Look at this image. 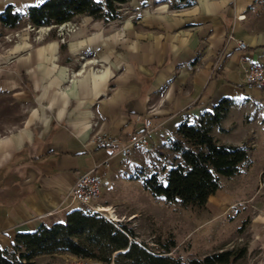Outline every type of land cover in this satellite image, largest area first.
<instances>
[{"label":"crops","instance_id":"0c3cea01","mask_svg":"<svg viewBox=\"0 0 264 264\" xmlns=\"http://www.w3.org/2000/svg\"><path fill=\"white\" fill-rule=\"evenodd\" d=\"M40 3L0 0V13L7 7L24 12V5ZM176 5L130 0L117 19L80 16L64 23L73 29L63 37L53 25L28 30L25 17L14 29L0 25V112L11 104L22 111L18 122L0 131V249L9 248L16 234L63 222L80 208H74L70 191L95 167L101 190L94 203L115 208L117 218L132 215L101 197L107 184L127 172L126 158L92 143L91 122H97L95 130L125 141L149 119L146 148L158 154L170 151L180 123L210 111L221 99H230L232 108L264 96L258 87H247L241 73V57L264 66V0ZM238 40L246 50L238 49ZM220 127L211 131L218 143L214 132H228ZM213 196L205 207L216 214L231 205L220 201L210 208ZM74 258L39 255L34 264H70Z\"/></svg>","mask_w":264,"mask_h":264},{"label":"trees","instance_id":"16d2710c","mask_svg":"<svg viewBox=\"0 0 264 264\" xmlns=\"http://www.w3.org/2000/svg\"><path fill=\"white\" fill-rule=\"evenodd\" d=\"M128 1L44 0L24 12L5 8L0 13V25L14 29L24 17L33 27L58 26L80 16L108 22L120 17V7ZM174 1L176 8L190 7L194 3V0ZM232 104L230 99L223 98L210 111L178 125L176 137L169 146L177 156L169 165L165 182L156 172L143 180L152 195L169 202L178 201L185 207H204L218 190L219 177L238 173L247 160L246 148L218 143L211 135L214 128L221 129V121ZM242 231L243 227L239 232ZM135 238L134 231L125 224L77 208L69 211L63 222L16 234L9 248L0 249V264H34L36 256L58 253L103 264H235L247 254V244H243L220 248L198 258L182 259L169 255L175 245L156 252L136 242Z\"/></svg>","mask_w":264,"mask_h":264},{"label":"rangeland","instance_id":"374dc122","mask_svg":"<svg viewBox=\"0 0 264 264\" xmlns=\"http://www.w3.org/2000/svg\"><path fill=\"white\" fill-rule=\"evenodd\" d=\"M254 99L247 104L237 102L230 109L221 123L227 133L214 132L222 144L243 146L247 151V160L238 173L219 177V188L208 205L212 208L220 201L231 204L223 206L220 214L205 206L185 207L178 201H166L144 187L143 180L155 172L165 182L176 154L167 149L154 154L142 147L133 149L124 159L127 172L116 177L114 184H107L101 197L115 202L126 216L132 214L116 219L134 231L136 242L156 252L175 245L169 255L182 259L247 244L245 258L235 264H264V96ZM7 105L5 101L3 107ZM21 116V109L11 104L9 111L0 112V131L9 128V123L18 122ZM108 209L115 214V208Z\"/></svg>","mask_w":264,"mask_h":264},{"label":"built area","instance_id":"2783aa9c","mask_svg":"<svg viewBox=\"0 0 264 264\" xmlns=\"http://www.w3.org/2000/svg\"><path fill=\"white\" fill-rule=\"evenodd\" d=\"M238 18H243V16H238ZM28 30L33 31L35 28L28 24L26 26ZM49 30V27L46 28ZM56 32L58 35L63 37L65 32L73 29V26L65 27L63 24L55 26ZM228 39H233L231 35L228 36ZM63 40V38L61 39ZM236 45L240 51L247 49L246 44L243 41H236ZM242 67L241 73L243 78V83L247 87H264V66L256 61L247 62L245 58L241 57ZM72 80V77L70 78ZM97 127V122H91L90 124V133L91 141L98 148L105 149L109 151L110 154H117L122 158H126L131 154L133 149H139L146 147L149 141V134L151 132V122L149 119L142 120V129L138 132L132 133L128 136L125 141H119L112 135L95 130ZM96 167L88 170L85 173H82L77 180L73 188L70 191L69 198L71 202H75L83 210L94 212L100 214L106 220L111 222H118L114 211H102L100 209L105 208L101 207L94 203L95 199L99 196L101 190V182L95 173ZM91 259L87 258H77L75 257L70 264H92ZM110 264H113L111 262Z\"/></svg>","mask_w":264,"mask_h":264},{"label":"snow or ice","instance_id":"6c2138e0","mask_svg":"<svg viewBox=\"0 0 264 264\" xmlns=\"http://www.w3.org/2000/svg\"><path fill=\"white\" fill-rule=\"evenodd\" d=\"M40 2L43 3L44 0H40ZM97 2H99V0H97ZM24 7H33V5L26 4V5H24ZM17 11H19V9H17ZM164 186L167 187V184L165 183Z\"/></svg>","mask_w":264,"mask_h":264},{"label":"bare ground","instance_id":"6f19581e","mask_svg":"<svg viewBox=\"0 0 264 264\" xmlns=\"http://www.w3.org/2000/svg\"><path fill=\"white\" fill-rule=\"evenodd\" d=\"M100 210H102V211H106V210H108L107 208H102V209H100Z\"/></svg>","mask_w":264,"mask_h":264}]
</instances>
